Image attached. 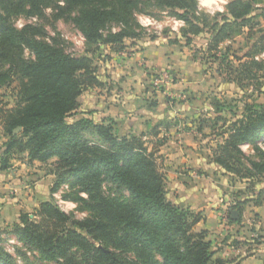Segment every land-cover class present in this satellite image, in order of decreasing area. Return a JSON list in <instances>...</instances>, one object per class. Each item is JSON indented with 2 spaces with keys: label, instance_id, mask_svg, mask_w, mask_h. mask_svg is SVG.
<instances>
[{
  "label": "trees",
  "instance_id": "1",
  "mask_svg": "<svg viewBox=\"0 0 264 264\" xmlns=\"http://www.w3.org/2000/svg\"><path fill=\"white\" fill-rule=\"evenodd\" d=\"M58 1L64 3L59 6L61 15L78 12L72 21L89 46L119 51L126 47V40L142 37L133 21L136 0ZM153 1L185 22L179 38L187 45L207 39L202 51L218 64L217 72L226 82L246 90L252 87L246 97L215 101L213 116L205 117L203 123L209 125L216 141L213 162L228 174L260 185L262 181L255 179L264 176V161L254 160L242 146H256V151L258 144H264V100L258 98L264 95L260 20L264 19V0H228L225 10L214 15L198 11L197 0ZM50 2L0 0V87L18 82L15 105H0L4 135L0 169L11 168L18 154H26L29 162L54 159L56 179L51 192L64 183L76 188L74 199L85 203L91 215L74 218L47 199L33 212H21L19 221L5 231L58 264H236L216 257L208 231L195 229L202 219L200 213L169 200L158 156L146 145L143 134L119 135L113 119L95 122L80 112V96L103 86L100 61L108 55H97L98 47L73 55L41 40L39 26H15L14 15L41 12ZM112 22L123 26L105 34ZM239 35L245 37L244 49L222 47ZM26 49L34 58L25 56ZM89 134L102 143L89 140ZM260 155L264 157V150ZM105 181L126 191L128 197L106 195ZM255 194L260 203L264 190ZM241 203L234 205L239 212ZM0 264H16L1 244Z\"/></svg>",
  "mask_w": 264,
  "mask_h": 264
},
{
  "label": "crops",
  "instance_id": "2",
  "mask_svg": "<svg viewBox=\"0 0 264 264\" xmlns=\"http://www.w3.org/2000/svg\"><path fill=\"white\" fill-rule=\"evenodd\" d=\"M172 30L166 33L161 30L154 37L126 40V47L119 51L107 46L105 54L109 58L103 60L101 70L103 86L90 88L91 99L82 110L95 122L113 119L119 135L143 134L146 145L154 149L163 162L169 179V185L166 182L169 200L202 215L195 229L208 231L207 239L217 249L216 257L234 260L236 264H264V196L257 203L255 194L259 189L264 190V184L255 187L249 180L239 179L216 165L212 159L216 144L214 134L209 125L203 123L205 117L213 116L215 101L228 99L231 89L237 85L226 82L217 72V86L211 87L215 93L208 97L203 67L190 65L193 67L189 68L191 60L192 64L198 60L194 54L190 56L188 46L193 43L187 45L179 38V27ZM226 42L222 47L231 41ZM167 67L181 71L182 80L171 86L169 92L154 93L153 97L149 74ZM169 95L187 101L172 108ZM204 95L209 102L203 101ZM182 114L188 117L178 119ZM206 141L211 142L210 148H203ZM248 147L251 145L245 144L242 149ZM12 169H0L1 245L5 244V239L13 238L5 229L19 221L21 212H27L22 211L26 200L9 193L13 183L10 180L15 174ZM6 173L10 177H6ZM24 194H30L29 199L35 196L32 188ZM44 200L33 206L38 207ZM239 201L242 202L240 212L234 208ZM227 214L231 216L226 221Z\"/></svg>",
  "mask_w": 264,
  "mask_h": 264
},
{
  "label": "rangeland",
  "instance_id": "3",
  "mask_svg": "<svg viewBox=\"0 0 264 264\" xmlns=\"http://www.w3.org/2000/svg\"><path fill=\"white\" fill-rule=\"evenodd\" d=\"M228 0H197V10L201 12H206L210 15H214L217 12H222L225 10V5L227 2H224ZM137 5L134 8V16L133 21L135 23V30L137 33L141 34V36H147V37H154L156 36L157 32L164 31L166 32H172V27L175 26L176 21L181 20L180 18L173 15L172 12H170L169 9L161 8L160 6L156 5L153 0H136ZM64 5L62 1L58 0H51L50 5L43 8L41 12L36 13H24L19 15H14L12 17V20L16 27L22 28L24 25L27 24H34L42 28V33L39 35V38L41 40L50 42L65 51L73 54V55H81L85 52L86 49H93L97 48L99 49V52L97 51V55H100V53L105 54V49L107 46L105 45H90L87 43L86 38L83 34V32L80 30L79 27L72 21V17L78 14L77 11H72L70 14L61 15L59 6ZM149 18L153 21V24H150L148 26L143 24V21ZM261 20V26L264 28V19L260 18ZM123 26V23L121 22H112L110 23L104 30V33L107 34L109 31H118ZM179 29H181L184 25L179 26L177 25ZM231 42H228L226 45H232L235 48L243 47L246 40L244 35L236 37L234 40H228ZM207 42L206 38H198L195 39L193 44L191 46H188L190 50V56L192 57V54H194L197 57V61H195L196 64L189 63L190 65H201L202 72L207 75V81L206 85H208V89L206 91V94L208 97H211L214 92V90L211 89V87L217 86L219 77L217 74V63H214L210 61L209 57L207 55H204L202 49L205 48V44ZM227 43V42H226ZM244 49V47H243ZM25 56L29 59L34 58V54L31 52V50L26 49L25 50ZM101 69L103 68L104 61L101 60ZM170 69L172 73V83L171 86L175 85L177 82H180L182 80V72L176 71L173 67H167L164 70ZM189 71V69H188ZM161 72V71H160ZM159 73V72H157ZM101 74V71H100ZM156 73H150L149 75V84L150 87H152L151 80L153 78V75ZM102 75V74H101ZM103 79V76H102ZM209 83V84H208ZM153 88V87H152ZM93 89V88H92ZM92 89H87L79 98L80 101V112H84L82 109H85V104L90 101V96L92 94ZM152 91L153 97L156 93H164L162 89H155ZM172 88H170L171 90ZM169 90V91H170ZM231 93L228 96V100L231 101L233 99H240L242 97H246V94H250L252 92V87L241 89L235 87L231 89ZM17 92H18V82L14 81L9 86H3L0 87V105L3 107H13L17 100ZM96 93H98V90H96ZM101 93V92H100ZM155 93V94H154ZM234 95V96H232ZM233 98H232V97ZM207 96H203L204 102H209L210 99H208ZM231 97V98H230ZM259 100H264V95L261 94L259 97ZM186 100H182L179 98H173L172 95H169V107L175 108L178 105H181L182 103H186ZM199 103V102H197ZM241 105V103H240ZM81 116L80 114L70 118V120L75 119L77 117ZM188 116L186 114H182V116H179L178 119H186ZM89 140L92 142H95L97 144H101L102 141L94 135L89 134L88 135ZM4 139L3 135V128L1 125V119H0V141ZM207 140V139H206ZM211 142L203 145V148L206 149L210 148ZM149 146V145H148ZM206 146V147H205ZM254 148L248 147L244 150L248 155L253 156L254 160L257 161H264V157H261L260 152L264 150V144H258L256 151ZM158 156V161L160 163L161 170L165 174L166 182L169 185V179L166 175V172L164 171V165L161 160V157ZM53 161H49L48 163H41L39 161L29 162L26 154L22 155H16L12 162V171L15 172L13 178H11L10 181H12V186L9 188V193L13 194L14 197H22L26 200L24 202V209L22 211H29L33 212L36 207L33 205L37 203L40 200L44 199H51L54 202H56L65 212L69 213L71 216L77 219H84L87 217H90L91 212L86 206L85 203L74 199L76 197V188H71L69 184H62L60 188L53 193L51 192V187L54 184L55 176L52 174L53 169ZM6 177H10L9 173H6ZM260 179V180H259ZM259 180L260 185L264 184V176L257 177L255 179ZM167 185V187H168ZM257 184V187L260 186ZM32 188L33 193L35 196L32 199H29L28 196L25 195V191ZM103 190L106 195L110 196H117L126 198L128 197V193L124 190L118 189L115 185H113L111 182L105 181L103 183ZM223 191V190H222ZM58 195L57 197L55 195ZM82 196L87 197L86 194L80 193ZM167 196L169 198V189L167 190ZM66 195L68 197H66ZM28 201V202H27ZM9 228H11L9 226ZM14 238V242H10L9 240L5 239V244L2 246L4 249L12 255L13 260L16 264H58L57 262L53 260H47L43 258L37 250L30 248L27 246L23 241L18 239L15 235H12ZM3 241V240H2ZM1 241V242H2Z\"/></svg>",
  "mask_w": 264,
  "mask_h": 264
},
{
  "label": "built area",
  "instance_id": "4",
  "mask_svg": "<svg viewBox=\"0 0 264 264\" xmlns=\"http://www.w3.org/2000/svg\"><path fill=\"white\" fill-rule=\"evenodd\" d=\"M227 2V1H224ZM175 23L174 27H178L177 25L179 24V26L184 25V21L183 20H178ZM143 24L148 26L150 24H153V21L149 18H146L143 21ZM258 58V57H257ZM172 73L170 71V69L167 70H163L159 73H156L153 75V78L151 80V84L152 87L155 89H162L164 92H169L170 88H171V83H172ZM56 197L58 196L57 194L55 195ZM230 214L225 215V220L227 221L230 218ZM10 242H14V238H11L9 240Z\"/></svg>",
  "mask_w": 264,
  "mask_h": 264
},
{
  "label": "water",
  "instance_id": "5",
  "mask_svg": "<svg viewBox=\"0 0 264 264\" xmlns=\"http://www.w3.org/2000/svg\"><path fill=\"white\" fill-rule=\"evenodd\" d=\"M236 214V212H234V215Z\"/></svg>",
  "mask_w": 264,
  "mask_h": 264
}]
</instances>
